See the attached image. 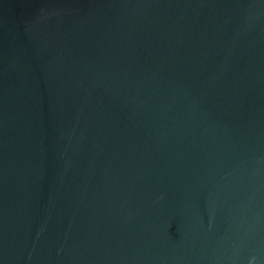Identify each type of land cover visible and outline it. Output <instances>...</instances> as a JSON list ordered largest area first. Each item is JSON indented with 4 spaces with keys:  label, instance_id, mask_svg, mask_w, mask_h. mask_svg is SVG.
I'll list each match as a JSON object with an SVG mask.
<instances>
[{
    "label": "water",
    "instance_id": "1",
    "mask_svg": "<svg viewBox=\"0 0 264 264\" xmlns=\"http://www.w3.org/2000/svg\"><path fill=\"white\" fill-rule=\"evenodd\" d=\"M0 264H264V0H0Z\"/></svg>",
    "mask_w": 264,
    "mask_h": 264
}]
</instances>
